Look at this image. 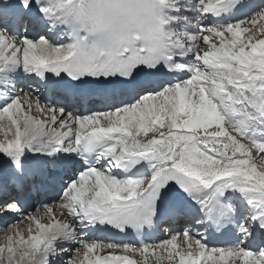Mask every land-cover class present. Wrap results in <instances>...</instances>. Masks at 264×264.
<instances>
[{"label":"snow or ice","instance_id":"obj_1","mask_svg":"<svg viewBox=\"0 0 264 264\" xmlns=\"http://www.w3.org/2000/svg\"><path fill=\"white\" fill-rule=\"evenodd\" d=\"M0 132V264H264V0H0Z\"/></svg>","mask_w":264,"mask_h":264},{"label":"rangeland","instance_id":"obj_2","mask_svg":"<svg viewBox=\"0 0 264 264\" xmlns=\"http://www.w3.org/2000/svg\"><path fill=\"white\" fill-rule=\"evenodd\" d=\"M0 138H3V134H1ZM3 243H4V238H3L2 233H0V244H3Z\"/></svg>","mask_w":264,"mask_h":264},{"label":"bare ground","instance_id":"obj_3","mask_svg":"<svg viewBox=\"0 0 264 264\" xmlns=\"http://www.w3.org/2000/svg\"><path fill=\"white\" fill-rule=\"evenodd\" d=\"M1 134H3L2 132H0V136H1Z\"/></svg>","mask_w":264,"mask_h":264}]
</instances>
